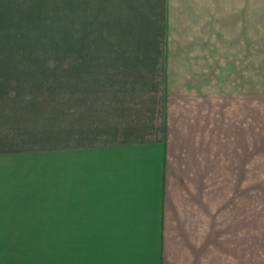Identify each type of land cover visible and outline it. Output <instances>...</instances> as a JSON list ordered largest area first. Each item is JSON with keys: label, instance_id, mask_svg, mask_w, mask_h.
<instances>
[{"label": "crops", "instance_id": "crops-1", "mask_svg": "<svg viewBox=\"0 0 264 264\" xmlns=\"http://www.w3.org/2000/svg\"><path fill=\"white\" fill-rule=\"evenodd\" d=\"M74 1L61 264H264L257 39L242 25L258 0ZM35 2L0 0V264L28 258L34 235V103L9 54Z\"/></svg>", "mask_w": 264, "mask_h": 264}, {"label": "rangeland", "instance_id": "rangeland-1", "mask_svg": "<svg viewBox=\"0 0 264 264\" xmlns=\"http://www.w3.org/2000/svg\"><path fill=\"white\" fill-rule=\"evenodd\" d=\"M243 5L242 25H251L257 39L258 185L264 187V0L253 2L249 9L246 3ZM34 10L33 26L29 27L27 35L19 33L18 48L9 54L19 60V89L27 90L35 112L34 235L33 241L29 242V257L16 259V264H61L59 126L62 107L68 117L69 106L74 99L77 41L75 1L36 0ZM20 30L26 31L27 26L24 25ZM4 57H7L6 51Z\"/></svg>", "mask_w": 264, "mask_h": 264}]
</instances>
